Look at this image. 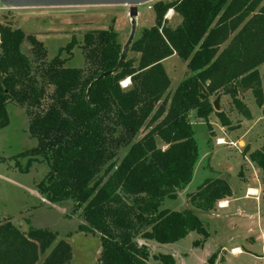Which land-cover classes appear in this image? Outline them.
<instances>
[{
	"label": "trees",
	"instance_id": "1",
	"mask_svg": "<svg viewBox=\"0 0 264 264\" xmlns=\"http://www.w3.org/2000/svg\"><path fill=\"white\" fill-rule=\"evenodd\" d=\"M153 11L154 25L142 29L127 51L137 57L126 53L117 73L90 88L118 62L123 44L112 26L82 35L83 67L72 68L65 63L75 41L49 59L34 36L0 24V129L8 125L7 104L25 111L38 143L18 156L48 165L38 191L49 203L73 205L83 221L76 231L101 241L96 264H147L148 242L170 245L192 232L202 237L193 246L202 245L209 234L194 210L213 211L232 196L227 181L209 169V156L205 168L213 177L185 194L187 207L163 206L193 178L195 124L203 120L211 132L210 98L220 91L246 119L239 90H249L258 107L263 104L258 67L264 64V0H175L157 2ZM168 11L181 18L173 29L165 26ZM171 56L186 62V71L170 95L162 62ZM215 115L230 127L223 113ZM248 159L264 180V145ZM57 238L54 231L22 232L0 219V264H36L47 252L42 264H68L71 247ZM153 258L174 264L171 255ZM215 260L213 254L206 264Z\"/></svg>",
	"mask_w": 264,
	"mask_h": 264
},
{
	"label": "rangeland",
	"instance_id": "2",
	"mask_svg": "<svg viewBox=\"0 0 264 264\" xmlns=\"http://www.w3.org/2000/svg\"><path fill=\"white\" fill-rule=\"evenodd\" d=\"M173 1L175 0H153L138 6L136 36L139 35L142 29L154 25L153 5L155 3H170ZM164 20L166 21L165 26L173 29L180 23L181 18L174 13L170 14V11H168L164 16ZM0 24L13 29L19 28L26 35L34 36L44 46L49 59L53 58L61 48L66 47L71 40L75 41L77 44L73 45L70 57L64 52L61 54L62 58L67 59L69 57L65 66L72 68L83 67L84 61L80 45L82 35L85 32L108 29L112 26L122 44L126 42L130 33L127 6L10 9L0 5ZM28 47L24 46L22 51L30 56ZM136 57L137 55L132 52L127 53L129 59ZM162 65L170 81L168 93L171 95L184 77L186 62L180 60L177 56H171L165 59ZM258 72L263 96L264 64L259 66ZM123 82L124 86L129 84L128 79ZM237 98L247 109L250 108L253 115H255L256 122L239 128L244 117L234 107L231 98L225 95L223 91L211 96L212 105L217 101L218 112L226 116L230 122V127L227 129H225L226 127L224 129L221 128L222 126L220 127L214 108L208 119L211 132L208 131L203 120H197L195 130L198 160L197 166L194 167L193 180L177 199L165 200L164 208H175L180 211L183 209V201H186L185 193H190L197 188L203 182V179L209 178V176H211L210 178L213 177V173L210 175L209 172L203 170V166H206L203 160L207 156H209V161L214 166H227L230 183L235 195L240 194L238 186L241 182L238 175L239 171L242 177L245 174L249 176L248 185L264 184L260 169L255 167L257 172L247 170V173H245V164L240 166L245 159L249 160L248 154L255 151L254 149L257 148V144L260 142L258 135L264 132V118H261L260 115H262L261 112L264 107L262 109L258 108L249 90H243L242 95L239 93ZM6 112L8 125L0 129V217L9 218L10 222L20 230L27 231L33 228L56 232L58 235L57 241L62 239L71 247V260L68 264H96L101 253V241L97 236L76 231L78 225L82 224L83 221L79 213L72 212L73 205L68 202L62 204L49 203L38 191L37 185L48 174V165L40 158L30 160L29 157L18 156L23 152L36 148L38 143L37 139L30 134L29 121L25 111L17 104L9 103L6 106ZM257 117L260 118L257 119ZM146 131H140L137 139L141 138ZM220 140L223 142L222 144H218ZM158 147L166 148L161 142H158ZM124 152H119L116 158L120 159ZM220 175L218 174V176ZM262 194L258 208L254 202L250 201L252 205L250 208L248 207L246 212L251 213L254 217H261L262 225H264V189ZM243 202L247 203L245 200L242 202L241 200L235 201L229 209L223 212H234V209L239 208ZM223 212L221 210L217 211V213ZM195 213L212 236L213 241L210 242L213 244L210 245L225 247L224 256L227 259V264H264L261 259L262 253L264 256V247L262 248L261 242L255 246L252 253L254 257L241 256L234 260L230 258L228 251L229 238H232V246L238 244L240 241L237 234L243 231L241 226L238 230L230 226L227 227L225 224L224 228L221 217H211L210 213L206 215L203 211L198 210ZM254 223L256 224V220H254ZM196 238L201 240L202 237H197L196 233L192 232L186 238L178 241V243L176 242V246H172V248H179L178 250L181 253L188 254ZM139 243L144 244L142 241ZM147 247L150 252L148 262L152 264L153 257L162 252L159 250V246L155 244H149ZM207 249L212 248L207 246ZM201 252L199 251L197 254L201 255ZM47 253L40 255L36 264H42ZM167 255L173 257L174 264H201L199 259H195L190 254L186 257L182 256L180 259L172 254Z\"/></svg>",
	"mask_w": 264,
	"mask_h": 264
},
{
	"label": "crops",
	"instance_id": "3",
	"mask_svg": "<svg viewBox=\"0 0 264 264\" xmlns=\"http://www.w3.org/2000/svg\"><path fill=\"white\" fill-rule=\"evenodd\" d=\"M258 69H259V67H258ZM263 96H264V91H263ZM263 107H264V102H263L262 106L258 107V108L262 109ZM248 111L250 114V118L249 119L243 118L241 123H240L241 126L239 128L244 127V126H246L252 122H253V124L256 122L255 115H253L250 108L248 109ZM261 113H262V115H260V117L264 118V110H262ZM260 117H257V119ZM261 121H262V119H261ZM220 127H221V125H220ZM221 128L224 129L225 127H221ZM225 129H227V128H225ZM258 139H260L259 140L260 142L257 144V148H255L254 150H258L264 145V132H262L260 135H258ZM203 161H205V160H203ZM243 164H245V169H246L245 173H247V170L257 172L256 168H255L256 166L253 163H251L249 160L245 159L243 161V163L240 164V166ZM196 166H197V163H196ZM208 167L210 168V170L213 173H216L217 175L221 174L220 177L227 181V183L231 189L232 196L230 198L222 201L224 203H227L226 207L218 208L216 205L215 210L210 211V212H204V213L206 215L208 213H210L211 217H215V218L221 217L223 219L224 228H225V224L227 227L230 226V227H233V228L238 229V230L240 229L239 228L240 226L243 228V231L239 232L237 234L239 237L238 239L240 241L238 244L232 246L231 245L232 238L231 237L229 238L228 244L230 246H229L228 251H229V256L232 260L237 259L238 257H241V256L254 257V255L252 253L255 250L256 244L259 245L258 243L261 242L262 248L264 247V225H262L263 222L261 221V217H254V215H252L251 213H247L246 211H247L248 207L250 208L252 205V203H250V201L254 202L256 204V207L258 208L260 201H261V197L263 195L262 191L264 189V187H263L264 184L263 185L258 184V185H252V186L248 185L249 176H246V174H245L242 177V175L240 174V171H239L238 175L240 177L241 182L238 184V186H239L240 194L235 195L233 188L231 186V183H230V174H229L227 166H219V167L216 165L214 166L208 160ZM203 168H204L203 170H205L206 172H209L206 170V168L204 166H203ZM258 176L260 177V175H258ZM241 177H242V179H241ZM192 180H193V178H192ZM204 180L205 179H203V181ZM263 183H264V180H263ZM188 187H189V185H188ZM189 191H191V190H189ZM242 191H244V192L242 193ZM250 191H252L253 194H250ZM179 196H180V194L178 195V197ZM240 200H241V202L245 200V201H247V203L243 202L239 208H236V210L234 209V212H231V213H229V212L224 213L223 212L224 210L229 209L231 207V205L234 204L235 201H240ZM184 207H187L186 201H183V208ZM166 209L179 211V210H176L175 208H166ZM218 210H221L223 213H217ZM196 211L197 210H194V213ZM198 211H200V210H198ZM232 213H234V214H232ZM195 215H196V213H195ZM0 219H9V218L0 217ZM257 219H258V221H257ZM254 220H256V224L254 223ZM245 229H246V231H245ZM20 231L25 232L26 230L21 229ZM208 234H209L208 238L203 242L202 245H200L198 247L193 246V243L195 241L200 240V239L197 240V238H196V240H194V242L192 243V248H191V250H189L188 254L192 255L195 259H199L201 264H206L207 259L211 255L215 254L216 260H215L214 264H227V259L224 256L225 247H223L222 245H217V246L210 245V244H213V243H211L213 240H212V236L210 235L209 232H208ZM196 235H197V237H200V235H198L197 233H196ZM148 243L149 244H155V245L159 246V248H160L159 250L162 252V254H172L174 257H178L179 259L182 258V256L186 257L188 255L187 253H181V251L178 250L179 248H177V249L172 248V246H176V244L178 242L174 243V244H170V245H158L154 242H148ZM148 243L146 245H149ZM207 246H209L212 249L208 250ZM199 251H202L201 255L197 254ZM179 255H181V257H179ZM261 259L264 261L263 253H262ZM151 261H152V264H158V262L153 260V259ZM147 264H150V263L147 261Z\"/></svg>",
	"mask_w": 264,
	"mask_h": 264
},
{
	"label": "water",
	"instance_id": "4",
	"mask_svg": "<svg viewBox=\"0 0 264 264\" xmlns=\"http://www.w3.org/2000/svg\"><path fill=\"white\" fill-rule=\"evenodd\" d=\"M153 0H0V5L4 8L10 9H22V8H52V7H95V6H127L128 7V17L130 20V33L126 42L122 46L121 53L119 55L118 62L116 66L104 73H102L98 78H96L92 84L96 83L98 80L109 77L120 69L124 57L133 43L136 36L137 28V17H138V6L149 3ZM89 88L87 90L86 96H88ZM243 90H239L240 95H242ZM213 108L216 112L219 111V106L217 101L213 103Z\"/></svg>",
	"mask_w": 264,
	"mask_h": 264
},
{
	"label": "built area",
	"instance_id": "5",
	"mask_svg": "<svg viewBox=\"0 0 264 264\" xmlns=\"http://www.w3.org/2000/svg\"><path fill=\"white\" fill-rule=\"evenodd\" d=\"M120 84H121L123 87H125V86L128 85V84H127V85L124 86V85H123L124 82H121ZM220 141H221V140H220ZM220 141H218V144H220V143H219ZM226 206H227V203H224V202H222V201L217 203V207H218V208H223V207H226Z\"/></svg>",
	"mask_w": 264,
	"mask_h": 264
},
{
	"label": "bare ground",
	"instance_id": "6",
	"mask_svg": "<svg viewBox=\"0 0 264 264\" xmlns=\"http://www.w3.org/2000/svg\"><path fill=\"white\" fill-rule=\"evenodd\" d=\"M172 12H173V11H170V14H172ZM219 143H221V144H222L223 142H222V141H220ZM250 194H253V192H252V191H250Z\"/></svg>",
	"mask_w": 264,
	"mask_h": 264
}]
</instances>
